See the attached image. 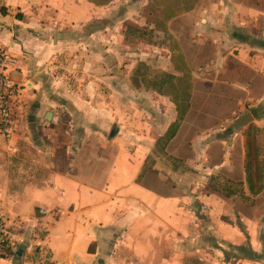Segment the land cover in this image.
<instances>
[{
	"label": "crops",
	"instance_id": "obj_1",
	"mask_svg": "<svg viewBox=\"0 0 264 264\" xmlns=\"http://www.w3.org/2000/svg\"><path fill=\"white\" fill-rule=\"evenodd\" d=\"M116 3L0 0V46L16 60L10 74L19 90L15 129L0 133V216L11 238L0 264H264V92L255 98L242 81L237 105H253L229 118L235 132L218 144L221 160L209 140L203 144L206 134L184 148L198 157L210 151L209 160L186 161L182 132L167 141L178 118L169 98L144 88L157 96L148 104L158 123L138 131L145 124L135 108L140 86L119 64L122 21L106 25ZM226 4L229 20H209L213 35L229 39V57L243 68L264 74L262 2ZM240 11L252 21L240 22ZM251 23L262 32L258 51L238 34H249ZM254 52L262 55L253 59ZM164 98L171 120L170 106L159 108ZM247 112L254 121L238 128ZM250 125L262 131L256 180L247 161ZM253 178L256 193L248 187Z\"/></svg>",
	"mask_w": 264,
	"mask_h": 264
},
{
	"label": "rangeland",
	"instance_id": "obj_2",
	"mask_svg": "<svg viewBox=\"0 0 264 264\" xmlns=\"http://www.w3.org/2000/svg\"><path fill=\"white\" fill-rule=\"evenodd\" d=\"M122 1L116 0L117 3L112 5L108 12L109 19H107L106 25L113 27L114 22L112 21L117 18L122 21L126 39L120 47L119 55L121 61L119 64L122 66L123 77H129V73L132 71L134 76L131 80L134 85L140 86L137 91L138 102L135 108L141 110V120L145 124L139 127L138 131L145 132L146 126H148L146 123L153 120L155 121L154 124L157 122L148 104V100L156 99L157 96L152 92H145L144 88L154 89L155 84L163 80V73L179 75L175 69L176 64L182 67L186 65L192 71L194 89L191 99L192 112L185 122L182 123L179 131L182 132V139L179 141V145H183L184 150L182 157L186 161L200 159L201 162L206 163L211 157L210 151L198 157L193 154L192 150L185 149L184 145L196 137L207 134L206 136L209 137L204 139L203 144L209 140V144L215 147L213 149L214 153H216L214 160H221L224 152L223 149L218 147V144L229 143V132H235V126L230 128L229 118L232 117L233 112L238 111V107L253 105L250 103L251 100L246 101L249 104L244 102V105H237L238 100H243L246 94L239 88L240 84L242 81L244 83L249 82V89L252 91L251 95L255 98L260 97L259 94L264 92V74L253 67L243 68L241 64L237 63L235 56L229 57V39L226 36L217 39L213 35L212 31L215 30V26L209 20L223 17L225 20H229L228 17L231 16L229 4L225 5V0H200L194 10L181 14L174 20L161 25L160 30H158L156 25L163 22L164 19L161 17V8L152 7L156 0ZM235 1L247 2L249 5H255L260 1L264 6V0ZM211 2H215V4L222 3V8L220 10L212 9L213 4ZM236 16L240 22L252 21V18L243 15L242 11L238 12ZM226 26L228 27V25H223L220 31H223ZM246 26L245 28H249V31L245 32L249 34H245L243 31H239L238 34L240 37L243 36V38L245 36L249 37L250 40L248 39L247 43L251 45V49L258 51L260 48L256 41L261 37L264 26L261 28L262 32H260V29L255 28L252 23ZM174 50H176L175 56L177 54L178 57L179 54H182L184 60H173ZM250 54L253 59L255 57L257 59V57L262 55L260 52ZM230 58L231 60H229ZM145 78L150 83L145 82ZM153 89L151 90L154 91ZM128 91V89L124 91L123 88V95L129 97ZM112 99V95H108L107 100L112 101ZM163 100H165L164 104H162L163 107L160 105L159 108H169L170 106L167 112L169 120H171L174 114L171 109L172 105L168 104L167 107L165 102L169 101L166 98ZM79 122V129H76V132H83L82 124L84 123H81L83 120ZM102 125L103 123L101 122L99 127L102 128ZM114 127L116 125L105 127V132H112ZM161 131L163 129L159 127L153 132ZM236 131L241 132L242 130ZM216 132L219 133L213 137ZM179 145L175 144L173 147V151L176 154L179 150Z\"/></svg>",
	"mask_w": 264,
	"mask_h": 264
},
{
	"label": "trees",
	"instance_id": "obj_3",
	"mask_svg": "<svg viewBox=\"0 0 264 264\" xmlns=\"http://www.w3.org/2000/svg\"><path fill=\"white\" fill-rule=\"evenodd\" d=\"M91 1L98 6H107L115 0ZM198 2H200V0H156L154 4H152V7H160L161 17L164 19L163 22H160L156 25L157 29L160 30L161 25L174 20L181 14L188 13L194 10ZM175 52L176 50L173 51V60H184L182 54H179L177 57V54L176 56L174 54ZM175 67L179 75L163 73V80L160 83L155 84L156 86L154 87V89L151 88L154 91L158 92L160 95L169 98L170 101L176 106L178 118L176 122L173 123L169 128V131L167 133V141L172 140L176 136L177 132H179L181 128L183 121L186 119L192 109L191 99L194 89V77L192 75V71L189 70L186 65L182 67L176 64ZM145 82L148 83L149 80L145 78ZM259 132L262 131L254 125H250L247 130V161L249 168L251 167V172H254L255 168V180L258 179V171L260 170L257 166L259 149L258 145L256 144L257 134ZM248 187L252 193L257 192L254 178L248 181ZM8 248L9 247L6 245L3 247L1 251L2 256H8V254L10 253V250Z\"/></svg>",
	"mask_w": 264,
	"mask_h": 264
},
{
	"label": "built area",
	"instance_id": "obj_4",
	"mask_svg": "<svg viewBox=\"0 0 264 264\" xmlns=\"http://www.w3.org/2000/svg\"><path fill=\"white\" fill-rule=\"evenodd\" d=\"M15 64V58L0 46V133L5 136L14 131L16 123L14 109L19 101V90L10 74V69ZM41 213L44 214L45 212L42 211ZM10 243L9 230L0 216V252L5 245L9 247Z\"/></svg>",
	"mask_w": 264,
	"mask_h": 264
},
{
	"label": "water",
	"instance_id": "obj_5",
	"mask_svg": "<svg viewBox=\"0 0 264 264\" xmlns=\"http://www.w3.org/2000/svg\"><path fill=\"white\" fill-rule=\"evenodd\" d=\"M254 121V118L251 114V112H247L243 118L238 122L237 127L243 128L249 124H251ZM113 132H116V129L113 130Z\"/></svg>",
	"mask_w": 264,
	"mask_h": 264
}]
</instances>
